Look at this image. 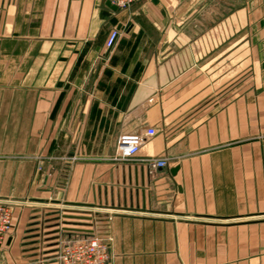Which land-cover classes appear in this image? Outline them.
<instances>
[{"label": "crops", "instance_id": "0c3cea01", "mask_svg": "<svg viewBox=\"0 0 264 264\" xmlns=\"http://www.w3.org/2000/svg\"><path fill=\"white\" fill-rule=\"evenodd\" d=\"M112 6L0 0V264H54L59 223L107 214V264H264V0ZM149 127L134 159L114 158Z\"/></svg>", "mask_w": 264, "mask_h": 264}, {"label": "built area", "instance_id": "2783aa9c", "mask_svg": "<svg viewBox=\"0 0 264 264\" xmlns=\"http://www.w3.org/2000/svg\"><path fill=\"white\" fill-rule=\"evenodd\" d=\"M116 7L128 9L139 0H109ZM120 36L119 30L112 28L105 41V47L112 49ZM155 127H149L144 135L121 137L115 147L114 158L117 160L134 159L144 142V139L155 135ZM81 155L74 153L72 156H63V165L60 169L57 186L60 189L65 187L68 181L69 164L81 159ZM149 170L164 167L167 165V157L147 156L141 159ZM40 170L41 167L38 166ZM13 205L10 202L0 201V255L3 250L5 237L12 229ZM94 215L88 230L67 231L64 224L59 223L54 251L51 253L54 264H107L110 260V245L113 240L112 235L104 226L108 217ZM60 227V228H59ZM46 232L41 228V237L44 238Z\"/></svg>", "mask_w": 264, "mask_h": 264}, {"label": "rangeland", "instance_id": "374dc122", "mask_svg": "<svg viewBox=\"0 0 264 264\" xmlns=\"http://www.w3.org/2000/svg\"><path fill=\"white\" fill-rule=\"evenodd\" d=\"M69 138H70L69 139V145H70L69 151L67 152V154H65V156H72L74 153H76L77 155H82L83 153H81L79 150H80L81 144L83 143V137L75 136V137H69ZM95 142L97 143V141H95ZM76 161H78V160H75L72 163H74ZM53 251H54V249H53ZM51 257L52 256H50L48 258H51ZM48 258H47L48 263H50V262L54 263V261L52 259H48Z\"/></svg>", "mask_w": 264, "mask_h": 264}, {"label": "water", "instance_id": "95a60500", "mask_svg": "<svg viewBox=\"0 0 264 264\" xmlns=\"http://www.w3.org/2000/svg\"><path fill=\"white\" fill-rule=\"evenodd\" d=\"M110 1L108 0V3H109ZM114 5V4H113ZM112 7H115V5L114 6H112Z\"/></svg>", "mask_w": 264, "mask_h": 264}]
</instances>
